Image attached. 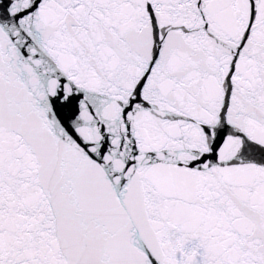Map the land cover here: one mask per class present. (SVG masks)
<instances>
[{
    "label": "snow or ice",
    "instance_id": "snow-or-ice-1",
    "mask_svg": "<svg viewBox=\"0 0 264 264\" xmlns=\"http://www.w3.org/2000/svg\"><path fill=\"white\" fill-rule=\"evenodd\" d=\"M0 264H264V0H0Z\"/></svg>",
    "mask_w": 264,
    "mask_h": 264
}]
</instances>
